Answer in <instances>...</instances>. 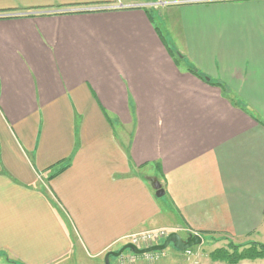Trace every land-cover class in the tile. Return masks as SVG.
Listing matches in <instances>:
<instances>
[{
    "label": "crops",
    "instance_id": "crops-1",
    "mask_svg": "<svg viewBox=\"0 0 264 264\" xmlns=\"http://www.w3.org/2000/svg\"><path fill=\"white\" fill-rule=\"evenodd\" d=\"M158 229L264 245V0H0V264Z\"/></svg>",
    "mask_w": 264,
    "mask_h": 264
},
{
    "label": "rangeland",
    "instance_id": "rangeland-1",
    "mask_svg": "<svg viewBox=\"0 0 264 264\" xmlns=\"http://www.w3.org/2000/svg\"><path fill=\"white\" fill-rule=\"evenodd\" d=\"M152 9V8H151ZM155 12H152V15H154ZM154 20H157V18L155 17ZM170 233V232H169ZM202 238V242L199 245H195L192 246V250L194 252V255H196V259L201 262V264H227L223 259H220V257L216 256V255H212L217 249L221 248V247H226L228 244H232L235 245L236 247H241L243 249H247V247H250L251 245L258 243V242H252V241H246L247 239H234L230 236L227 235H221V234H202L200 235ZM187 238V236H182V239L185 240ZM133 240V239H132ZM140 241H137V243ZM132 243V242H131ZM135 243V242H134ZM136 243V244H137ZM140 248H143V246L145 245V243H138ZM258 249V248H257ZM174 250L175 248L172 246V244H170L166 249H164L161 253H159V258H164L166 257L167 259H170V257H174ZM241 250V249H240ZM159 252V251H158ZM183 252V251H180ZM142 259L143 262L146 263H152L150 262V260H147V258H145L142 255H135L133 254L130 250H125L122 255H120L119 257H111L109 259L111 264H133L139 257ZM218 257V259L213 258V257ZM135 259L134 262H132ZM261 259H264L261 258ZM259 258L256 259H243L240 260L239 262H242L244 260H250V261H258L261 260ZM115 260V262H114ZM117 261V263H116ZM192 260H188V261H182V258H180V262L185 263V262H191ZM238 262V263H239ZM105 264V262H104Z\"/></svg>",
    "mask_w": 264,
    "mask_h": 264
},
{
    "label": "water",
    "instance_id": "water-1",
    "mask_svg": "<svg viewBox=\"0 0 264 264\" xmlns=\"http://www.w3.org/2000/svg\"><path fill=\"white\" fill-rule=\"evenodd\" d=\"M154 188L156 190V196L160 197L163 195V190L160 188L159 183L155 182ZM201 242H202V238L199 234L191 235L187 237L185 240H183L178 233L171 232L165 237V239L161 243L149 247L139 248L133 243H127L116 252L115 251L108 252L105 255V264H109L110 257H119L125 250H130L135 255H143L149 252L163 251L170 244H172V246L176 250L184 251L192 246L201 244Z\"/></svg>",
    "mask_w": 264,
    "mask_h": 264
},
{
    "label": "built area",
    "instance_id": "built-area-1",
    "mask_svg": "<svg viewBox=\"0 0 264 264\" xmlns=\"http://www.w3.org/2000/svg\"><path fill=\"white\" fill-rule=\"evenodd\" d=\"M168 234H169V231L165 229L151 230V231L145 232L141 236L134 237L132 240V243L136 245L137 247H139L138 243H145V245L143 246V248H145V247H149V246L161 243ZM137 241H140V242L137 243ZM159 255H160L159 252L156 251V252H149V253L143 254L142 256L147 258V260H150V262H153L159 258ZM183 255H184V261H188L190 259L192 261L188 263L187 262L181 263V264H201V262H199L196 259V255H194V252L191 247L184 250ZM134 261L135 259L132 262Z\"/></svg>",
    "mask_w": 264,
    "mask_h": 264
},
{
    "label": "trees",
    "instance_id": "trees-1",
    "mask_svg": "<svg viewBox=\"0 0 264 264\" xmlns=\"http://www.w3.org/2000/svg\"><path fill=\"white\" fill-rule=\"evenodd\" d=\"M212 255L220 257V259H223L227 264H237L240 260L243 259L263 258L264 245L255 243L250 247H247V249L245 250L241 247H236L235 245L228 244L226 247L224 246L217 249ZM218 257L213 258L218 259Z\"/></svg>",
    "mask_w": 264,
    "mask_h": 264
},
{
    "label": "bare ground",
    "instance_id": "bare-ground-1",
    "mask_svg": "<svg viewBox=\"0 0 264 264\" xmlns=\"http://www.w3.org/2000/svg\"><path fill=\"white\" fill-rule=\"evenodd\" d=\"M159 253H161L160 251H159ZM181 258H182V261H184V255H183V252H181ZM136 262V261H135Z\"/></svg>",
    "mask_w": 264,
    "mask_h": 264
},
{
    "label": "flooded vegetation",
    "instance_id": "flooded-vegetation-1",
    "mask_svg": "<svg viewBox=\"0 0 264 264\" xmlns=\"http://www.w3.org/2000/svg\"><path fill=\"white\" fill-rule=\"evenodd\" d=\"M122 255V254H121ZM139 257V256H138Z\"/></svg>",
    "mask_w": 264,
    "mask_h": 264
}]
</instances>
